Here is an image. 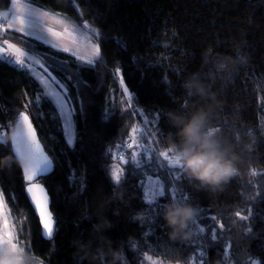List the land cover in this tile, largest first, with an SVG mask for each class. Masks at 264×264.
Instances as JSON below:
<instances>
[{
  "label": "trees",
  "instance_id": "trees-1",
  "mask_svg": "<svg viewBox=\"0 0 264 264\" xmlns=\"http://www.w3.org/2000/svg\"><path fill=\"white\" fill-rule=\"evenodd\" d=\"M25 1L58 12L80 26L86 21L87 29L101 34L96 36L104 60L88 66L34 37L25 36L22 43V33H0V38L26 50L30 45L31 52L42 59L49 54L62 61V70L50 67L49 71L68 85L73 104L83 103L84 107L82 115L73 117L77 139L68 145L62 119L39 83L17 66L0 61V105L4 106L0 107V127L14 122L17 111H27L45 150L54 158L52 172L41 181L49 190V209L55 219L53 236L45 238L28 202L8 132L0 131V138L7 142L0 144V157L11 159L10 166L0 167V191L5 194L18 239L45 264H86L77 255V241L90 238L96 221L92 213L103 204L104 215L111 222L105 234L122 247L125 264H149L145 253L185 264H214L216 260L221 264H264V0ZM10 5L11 0H0V11ZM237 44L242 45L247 62L221 91L224 111L235 118L240 133L233 138L243 139L241 173L220 190H196L181 173L182 180L176 181L167 167L159 168L155 158L143 157L141 168L118 162L125 171L122 182L116 184L111 172L117 163L106 153L116 154L129 141L137 114L141 120L151 121L153 138L163 150L167 134L173 131L167 113L179 109L185 97L183 80L204 65L209 49L232 55ZM117 67L133 94L134 112L121 104L123 90L113 75ZM105 110L110 114L108 120H104ZM129 151L123 156L131 161ZM252 169L257 175L251 174ZM155 176L166 189V197L158 198V203L177 199L197 208L190 239L170 238L161 210L146 202L144 182ZM237 211L249 220L240 221L235 217ZM219 223H224L223 230ZM212 227H216L220 243L202 245L200 236L204 234L199 229L210 234Z\"/></svg>",
  "mask_w": 264,
  "mask_h": 264
},
{
  "label": "clouds",
  "instance_id": "clouds-1",
  "mask_svg": "<svg viewBox=\"0 0 264 264\" xmlns=\"http://www.w3.org/2000/svg\"><path fill=\"white\" fill-rule=\"evenodd\" d=\"M237 44L232 55L205 53L204 65L183 80L185 97L179 109L170 110L167 118L173 131L165 138L163 151L178 161L180 173L196 190L217 191L242 171L243 139L236 131V120L225 113V99L221 89L239 66L247 62ZM229 127L225 128L224 125ZM11 164L9 157H0V167ZM100 204L92 234L77 241V255L86 264H125L122 247L106 236L111 222ZM197 208L190 202L172 199L163 205L162 219L172 239L188 240L193 236L190 225L197 216ZM0 264H45L34 250L19 243L13 249L8 243L0 245ZM163 264H185L180 259H165ZM214 264H221L220 260Z\"/></svg>",
  "mask_w": 264,
  "mask_h": 264
},
{
  "label": "snow or ice",
  "instance_id": "snow-or-ice-1",
  "mask_svg": "<svg viewBox=\"0 0 264 264\" xmlns=\"http://www.w3.org/2000/svg\"><path fill=\"white\" fill-rule=\"evenodd\" d=\"M13 8L16 9L12 12L11 19H8V13L0 14L3 16L6 24H0V33H6L8 30H14L19 33L24 34L21 37V42L25 43V36H35L37 40H42L46 44H50L51 48L56 50L57 53H72L76 56V53L73 52V48H77L78 34L82 35L81 26L75 23L68 25L64 24L63 20L56 19V24L61 25L62 27L58 29L54 26H49L45 23L44 17L48 16L49 13H41L36 9L23 6L19 4V0H11ZM55 19V17H53ZM83 28L87 29L88 23L85 21L82 25ZM93 34L100 36V33H96L94 30ZM47 33L48 36H51L53 40H49L47 36L44 35ZM85 39H88L85 36ZM67 40L70 42V46L61 47L59 41ZM122 47H126L122 41ZM90 49L85 55L76 56L78 62L86 64L88 66L94 65L98 62H103L104 54L101 50L100 44L91 43L89 40ZM243 54V53H241ZM46 59H37L34 55L31 54V46L29 45L28 49L18 47L16 44L10 43L7 40L3 41V44H0V61L7 62L9 64H15L19 69L27 72L33 79L37 80L41 85V91L47 98H50L55 107L58 109V116L63 121V131L64 135L67 138L68 145H73L77 139V133L74 131L73 117L82 115L84 112L83 103L77 107L73 104V98L69 94L68 85L62 83L56 76H53L49 71L51 67L54 71L63 69V62L58 61L55 55L45 54ZM115 77H119L120 86L123 88L124 94L127 96V103L131 106L133 100V94L129 91L128 87L125 85L124 76L121 75V69L117 67L113 73ZM70 79V78H69ZM37 97V101L39 100ZM0 107H4L0 105ZM29 105H25V108H28ZM8 111L7 108L4 109ZM109 112L105 110L104 120L109 119ZM139 130L136 127L131 129L132 135L130 136L131 143H128L126 147L128 149H133L136 147H141L137 140V132ZM140 135L143 136L144 133L140 132ZM238 139V138H237ZM7 143L5 140L0 138V144ZM11 143L13 146V151L16 156L23 161V180L25 184V192L29 197L31 204L34 206L36 212L39 214L40 222L43 226L44 235L48 238H51L54 233V218L53 214L49 209V190L45 187L41 181L47 177L49 173L52 172L54 167V158L50 157L48 152L45 150L44 144H42L41 139L38 135L37 128L33 125V120L30 118V115L27 111H17V118L15 120V127L12 132ZM119 147V146H118ZM148 149L143 148L140 153L135 151L132 152L131 161L126 159L123 155L106 153L112 155L113 159H119L121 164L129 165L132 164L136 168L143 167L141 158L144 153H147ZM159 157L165 163H160L159 168L164 169L167 167V172L169 175H172L174 169H179L180 165L178 161L174 160L170 153L167 151H160L158 153ZM141 157V158H138ZM149 161L153 160L151 153L148 154ZM125 171L124 168L116 166L111 172V179L116 183L120 184L122 182V173ZM252 175H257L255 169L251 170ZM238 176V175H237ZM157 181L155 185L149 183L145 188V200L149 205H156V208L162 210L163 205L157 202V198L166 197V189L164 182L160 179L159 176L154 177ZM149 179H152L151 177ZM174 180H182V175L174 176ZM172 198H175V191L172 192ZM159 215V212L156 213ZM235 217L240 221H248L249 216L242 215L240 211L235 212ZM213 222L216 221V217L210 218ZM0 245L8 243L13 249L17 247L21 241L18 239L16 231L13 226L10 224L7 218L6 212V197L5 194L0 191ZM225 228L224 223H219V229L223 230ZM250 231V229H249ZM199 233L204 234L200 236V241L202 245L208 247H213L220 243V237L217 235L216 227L210 229V234H205V229L200 228ZM28 247L27 245H25ZM204 253L201 252V256ZM224 255L227 256V250H224ZM144 258L149 264H163L164 259L160 257L153 258L152 255L144 254ZM203 264V261H201ZM239 264V261L237 262Z\"/></svg>",
  "mask_w": 264,
  "mask_h": 264
},
{
  "label": "rangeland",
  "instance_id": "rangeland-1",
  "mask_svg": "<svg viewBox=\"0 0 264 264\" xmlns=\"http://www.w3.org/2000/svg\"><path fill=\"white\" fill-rule=\"evenodd\" d=\"M19 4H20V6L21 7H23V6H28V7H31V8H34V9H36L38 12H41V13H49V15L48 16H45L44 17V21H45V23L47 24V25H49V26H54V27H57L58 29H60L62 26L61 25H59V24H56V19H60V20H63V22H64V24H68V25H71V24H73V23H75V24H77L75 21H71V20H69V18L68 17H66V16H64V15H62V14H60V13H58V12H55V11H52V10H49V9H45V8H41V7H39V6H36V5H34V4H32V3H30V2H28V1H25V0H19ZM13 8V7H12ZM13 11H15L16 9H12ZM6 12V11H5ZM53 17H55V19L53 18ZM4 20V19H3ZM4 23H5V21H4ZM77 25H79V24H77ZM81 32L83 33L82 35H80V34H78V36H77V40H78V47L77 48H73V52H75L76 53V56H79V55H85L86 53H87V51H89V49H90V45H89V40L91 41V43H94V44H99L98 43V40H97V36L96 35H94L93 34V31H92V29H85V28H83L82 26H81ZM44 35L45 36H47L48 37V39L49 40H53V42H56V41H54V39L51 37V36H48V34L47 33H44ZM85 36H87L88 37V39H85ZM32 37H34V38H36L35 36H32ZM5 39H3V38H0V44H3V41H4ZM7 41H9V40H7ZM39 41H41V42H43V43H45L44 41H42V40H39ZM10 43H13V44H16V43H14V42H12V41H9ZM46 44V43H45ZM59 44H60V46L61 47H65V46H70V42L69 41H67V40H61V41H59ZM18 47H21V46H19L18 44H16ZM47 45H49L50 46V44H47ZM21 48H23V47H21ZM31 54L32 55H34L37 59H41V60H43L42 59V57L40 56V55H37V54H34V53H32L31 52ZM69 54H72V53H69ZM73 55V54H72ZM75 56V57H76ZM13 65H15V64H13ZM16 66V65H15ZM18 67V66H17ZM37 81V80H36ZM118 81H119V77H118ZM38 82V81H37ZM39 83V82H38ZM120 84V83H119ZM40 85V84H39ZM40 87H41V85H40ZM122 90H123V88H122ZM123 92V91H122ZM127 101V96L124 94V92L122 93V99H121V104L122 105H124L126 108H128L129 110H131L132 112H134V105H133V100H132V104H131V106L126 102ZM55 105V104H54ZM56 110H57V112H58V109L56 108ZM140 112V111H139ZM140 116H141V112H140ZM143 117V116H142ZM136 120H137V123L133 126V127H136L139 131L137 132V134H136V136H137V140H138V143H139V145L141 146V147H136V148H133V149H128L127 147H126V145L128 144V143H131V139H129V141H126L125 143V145H124V147H122V148H120V149H118V150H120L122 153H123V155L124 156H126L127 155V151L128 150H130L129 152H130V154H129V156H131L132 157V152L133 151H135V152H137V153H140L141 151H142V149L143 148H147L148 149V152L147 153H144V155H143V157H146L147 159H148V154L149 153H151V155H152V157L153 158H155L156 159V161H158V163H165L166 164V162H164L163 160H162V158H160L159 157V155H158V153L160 152V151H163V150H160L158 147H157V145H156V142H155V140H154V138H153V131H152V127H151V124H150V122L151 121H149L148 120V118H145V117H143V120H141L139 117H138V114H137V118H136ZM62 123H63V121H62ZM140 132H143L144 133V135L143 136H141L140 135ZM132 135V132L130 131V136ZM65 138H66V136H65ZM66 140H67V138H66ZM142 157V158H143ZM139 158V157H138ZM141 158V157H140ZM115 162L117 163V164H115L114 165V167H116V166H120L119 164H118V162H120L119 161V159H115ZM113 167V168H114ZM112 168V169H113ZM179 174H180V170L177 168V169H174V171L172 172V177H174V176H179ZM145 184H144V193H145V188H146V186L149 184V183H151V184H153V185H155L156 183H157V181H156V179L155 178H152V179H146V181L144 182ZM171 189V192H173V191H175V188H170ZM176 194V193H175ZM176 197H177V194H176ZM158 199V198H157ZM6 212H7V218H8V220H9V222H10V224H11V221H10V218H9V214H8V209H7V205H6ZM0 224H2V220H0ZM12 225V224H11ZM192 264H197L196 262H192Z\"/></svg>",
  "mask_w": 264,
  "mask_h": 264
},
{
  "label": "water",
  "instance_id": "water-1",
  "mask_svg": "<svg viewBox=\"0 0 264 264\" xmlns=\"http://www.w3.org/2000/svg\"><path fill=\"white\" fill-rule=\"evenodd\" d=\"M14 127H15V121H14V122H11V123L8 124L7 126L0 127V131H1V132H4V131L6 130V131L8 132L9 140H10V145H11V149H12V153H13L14 157L16 158V160H17L18 164L20 165V168H21V170H22V172H23V161L20 160V159L16 156L15 152L13 151V146H12V143H11L12 132H13ZM23 175H24V174H23ZM41 183H42V182H41ZM24 189H25V188H24ZM25 193H26V192H25ZM26 196H27V194H26ZM27 199H28L29 204L31 205L32 209L34 210V212L36 213V215H37V217H38V219H39V223H40V226H41V231H42L43 236H44L45 238H48L47 236L44 235V232H43V226H42V224H41V222H40L39 214L36 212L34 206L31 204V201H30V199H29L28 196H27ZM49 204H50V203H49ZM54 227H55V219H54Z\"/></svg>",
  "mask_w": 264,
  "mask_h": 264
},
{
  "label": "crops",
  "instance_id": "crops-1",
  "mask_svg": "<svg viewBox=\"0 0 264 264\" xmlns=\"http://www.w3.org/2000/svg\"><path fill=\"white\" fill-rule=\"evenodd\" d=\"M12 7H13V5H12V3H11L9 9L6 10V12H5V11H0V14L8 13V19H11L12 12H14V11L12 10V9H13ZM0 17L3 18L2 15H0ZM5 24H6V21H5ZM10 30H11V29H10ZM12 31H14V30H12ZM30 37H32V36H30Z\"/></svg>",
  "mask_w": 264,
  "mask_h": 264
},
{
  "label": "built area",
  "instance_id": "built-area-1",
  "mask_svg": "<svg viewBox=\"0 0 264 264\" xmlns=\"http://www.w3.org/2000/svg\"><path fill=\"white\" fill-rule=\"evenodd\" d=\"M0 24H4V20H3V18H1L0 17ZM119 155H123V153L121 152V151H119V152H117ZM116 153V154H117ZM117 159H118V157H117Z\"/></svg>",
  "mask_w": 264,
  "mask_h": 264
}]
</instances>
